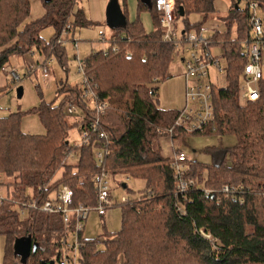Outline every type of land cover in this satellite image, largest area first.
<instances>
[{
  "label": "trees",
  "instance_id": "obj_1",
  "mask_svg": "<svg viewBox=\"0 0 264 264\" xmlns=\"http://www.w3.org/2000/svg\"><path fill=\"white\" fill-rule=\"evenodd\" d=\"M241 1H233L226 15L217 16L216 0H174L176 22L182 20L184 25L181 44L190 33L206 29L214 17L224 25L223 31H212L205 51L221 49L226 85L212 84L213 118L201 131L187 132L176 125L182 110L158 106V85L171 78L177 48L163 40L155 0L149 5L137 0V16L132 22L125 0L123 5L118 3L124 27L113 32L105 50L80 61L84 77L107 102L98 117V129L107 139H99L91 130L86 145L68 142L70 129L90 128L97 119L81 98V83L62 82L56 90L63 96L60 104L43 101L30 111L39 116L43 135L21 130L22 112L0 117V188L11 199L43 202L67 186L73 193L71 206L95 207L96 175L105 172L112 178L145 182L139 196L121 206L118 232H105L102 239H86L80 234L81 264H264V77L259 82L260 98L241 104L239 92L248 61L244 41L252 37L254 16L250 0H245L244 8ZM253 1L264 19V0ZM78 2L42 0L45 13L34 21L31 0H0V71L12 57H24L33 48L46 59L55 53L63 61L65 48L58 42L64 31L70 34L77 27L92 25L78 9ZM144 12L152 19L150 32L140 18ZM191 15L200 16L201 21L192 24ZM48 26L55 28V35L46 42L41 31ZM67 105L84 109L85 120L70 125ZM195 135H231L238 143L207 148L210 163L188 159L186 179L193 180V185L178 193L172 161L182 151L174 148L172 156L164 155L163 141L171 138L182 143ZM98 150L104 151L101 162L94 158ZM72 155L78 156L76 164L67 162ZM59 172L61 177L56 179ZM226 185L238 189L225 193ZM19 212L8 202L0 207V237L5 240L2 264H57L66 238L61 217L27 211V219L21 220ZM24 239L30 246L28 254L19 248Z\"/></svg>",
  "mask_w": 264,
  "mask_h": 264
},
{
  "label": "rangeland",
  "instance_id": "obj_2",
  "mask_svg": "<svg viewBox=\"0 0 264 264\" xmlns=\"http://www.w3.org/2000/svg\"><path fill=\"white\" fill-rule=\"evenodd\" d=\"M83 4L87 5V0H82ZM112 1V2H111ZM113 1L116 0H100L101 8L106 13V8ZM123 5L124 0H118ZM233 1L236 0H217L219 6L217 16L226 15L228 8ZM127 4L128 18L135 20L137 16V0H125ZM42 5V0H40ZM245 0H242L240 7H245ZM36 5H39L35 0H31L32 14L38 15L36 12ZM113 5V4H112ZM78 7V6H77ZM112 7V6H111ZM77 9V8H76ZM112 9H114L112 7ZM257 15L261 17L262 13L257 10ZM141 21L144 22L147 30L152 28L151 17L148 12L140 15ZM32 19V17H31ZM192 19V16H191ZM219 18L214 17L209 21H218ZM208 21V22H209ZM222 23V22H221ZM173 31H176L177 38L180 39L181 33L184 29L182 20H178L172 25ZM68 31V30H67ZM212 30H209L208 35ZM55 35V28L48 26L42 29L41 37L49 42ZM101 35L106 37V40L101 41ZM112 35V34H111ZM109 30L102 22L100 26H92L88 28L77 27L73 33L69 34L68 39L62 43L65 48V58L60 60L58 55L52 53L48 59L40 54L35 48L30 54L20 57L14 56L10 59L9 65L0 71V117L8 116L11 113L22 112L21 130L27 134L43 135L45 129L40 122L39 116L30 112L37 108L43 101L55 104H60L63 96L57 95V86L62 82H67L71 85L80 84L83 81V74L80 72V61L92 52L105 50L108 47V41L111 37ZM189 54L183 48L177 49L174 61L170 67V76L168 80L158 85V106L164 110H183L186 106V67L184 62L181 61L182 57L186 58ZM188 59V58H186ZM52 61L50 65L44 67L45 63ZM30 66H32L30 68ZM262 70L264 75V59L262 60ZM15 71L20 77L21 81L15 84L11 78V72ZM209 80L219 86L226 85V80L223 73L218 72L214 66L209 67ZM23 88L22 98L17 97V88ZM69 105L65 107V113L70 125L79 121V117L85 115L82 108L75 107L76 111L71 115L68 112ZM88 108L91 109L92 105L88 103ZM82 135L77 126L69 130L68 142L72 146H78L81 143ZM173 144V148L170 144ZM238 143V139L234 136L228 135L222 138L208 135H195L188 136L185 141L172 142L171 138L163 141V154L171 155L174 148H178L186 154L189 160L200 163H210L211 156L205 151L209 147L221 146L232 147ZM175 145V147H174ZM172 156V155H171ZM78 161L77 155H72L67 159L70 164H76ZM61 177V172L56 175V179ZM123 178L121 176L110 177L111 187V202L114 207L109 210L106 217H101L96 211H91L88 220L85 223L82 237L86 239H102L101 236L105 232H118L121 228V214L122 208L117 205L121 198L135 199L139 196L140 192L145 188V182L141 179H131L127 184L129 190L123 188ZM5 192V188H2ZM20 219L26 220L27 216L22 215L20 212ZM74 237H69L68 242L73 243ZM5 247V240L0 237V264L3 258V251ZM100 249L103 244L98 246ZM77 264L81 262L77 258ZM119 264H122L121 262Z\"/></svg>",
  "mask_w": 264,
  "mask_h": 264
},
{
  "label": "built area",
  "instance_id": "obj_3",
  "mask_svg": "<svg viewBox=\"0 0 264 264\" xmlns=\"http://www.w3.org/2000/svg\"><path fill=\"white\" fill-rule=\"evenodd\" d=\"M155 7L163 40L167 43H174L177 49L183 48L189 54L186 57L188 59L183 57L186 67V106L178 117L176 125L187 132L201 131L213 118V83L209 80V67L214 66L218 72L224 74L225 62L219 56L213 55L212 52L205 51V47L210 46L213 36V32L208 35L209 29L207 28L199 33H190L185 38V43L181 44L180 39L177 38L176 31L172 29V25L176 22L174 0H155ZM249 8L254 12V16L250 22L252 37L244 41V55L248 61L243 70L239 92L241 104L257 101L260 98L259 82L264 77L262 70V60L264 59V19L262 16L259 17L257 15V2L250 0ZM68 37L69 34L66 30L58 43L62 45ZM112 50L116 51L117 49L114 47ZM51 63L52 61L45 63L44 67H47ZM79 70L83 74V81L81 82L83 93L81 98L90 103L92 108L88 109L97 114L95 122L90 123L91 129L83 126L79 127L82 140L78 146H83L89 142L91 130L98 135L99 139H107V135L98 129V117L105 112L107 102L102 101L96 93V89L90 86L84 77V69L81 63ZM11 78L15 84L21 81V77L15 71L11 72ZM150 94L153 95V91H150ZM75 107V105H69V114L72 115L76 111ZM85 116L86 112L85 115L79 117L77 123L83 122ZM170 147L173 148L172 143ZM103 157V150H98L94 153V158L98 162H101ZM172 167L178 185V193H184L193 185V180L186 179L189 167L188 157L184 152L173 155ZM122 178L125 185L131 180L128 177ZM93 180L98 192V203L95 207H87L84 204L71 206L73 193L67 186L62 187L49 200L43 202H39L33 198L17 201L14 198H9L6 192H3V189L0 188V207L8 202L15 205L22 215H25L27 211H34L46 215L60 216L66 238L63 240L62 247L58 252L57 264H77V258L78 260L80 258L79 236L84 230L90 212L94 210L99 216L106 217L109 210L114 207V204L111 202L110 176L102 172L96 175ZM237 189V186L226 185L223 191L225 193H234ZM205 193L209 194L211 191L205 190ZM130 202L131 199L123 197L117 205L124 206ZM69 237H74L73 243L68 242Z\"/></svg>",
  "mask_w": 264,
  "mask_h": 264
},
{
  "label": "crops",
  "instance_id": "obj_4",
  "mask_svg": "<svg viewBox=\"0 0 264 264\" xmlns=\"http://www.w3.org/2000/svg\"><path fill=\"white\" fill-rule=\"evenodd\" d=\"M35 2L38 3L39 5H36V12H37L38 15H31V17H32V19L34 21L36 19L41 18L44 15V13H45V11L43 9V6L40 4V0H35ZM115 2L119 3L118 0H116ZM77 6H78V9H82L84 11L86 18L89 21L92 22V25L89 26V27H92V26H100V25H102V22H103L105 24L106 28L109 30L110 35L113 34V32L116 30V27L111 26L110 24L107 23V20H108L107 12H108V9H109V6H110L109 3H108V7L106 8L105 15H104V10L101 8V2H100V0H87V5L86 4L84 5L83 4V1L82 0H79ZM215 8H216V10L218 12L219 6L217 5V0L215 2ZM228 10H229V8H228ZM31 14H32V7H31ZM191 16H192V19H191ZM191 16H190V22L192 24L193 23H198V22L201 21V17L200 16H198V15H191ZM128 19L131 22L133 21L130 18H128ZM151 22H152V19H151ZM143 25H144V22H143ZM205 27L207 29H209V30H212V31H214V30L223 31L224 30L223 23L218 22V21H209V22H207V24L205 25ZM144 28H145V30L147 32H150V31L153 30V24H152V28L150 30H147V28L145 27V25H144ZM102 38H104V40H106V37L104 35H101V38H100L101 41H104V40H102ZM107 41H108V39H107ZM211 52L215 56H220L222 54V51H221L220 48H213ZM91 53H92V51H91ZM181 61L184 62L183 57H182ZM1 264H2V262H1Z\"/></svg>",
  "mask_w": 264,
  "mask_h": 264
},
{
  "label": "water",
  "instance_id": "obj_5",
  "mask_svg": "<svg viewBox=\"0 0 264 264\" xmlns=\"http://www.w3.org/2000/svg\"><path fill=\"white\" fill-rule=\"evenodd\" d=\"M48 1V0H47ZM143 3L145 4H150V1L151 0H141ZM113 4V5H112ZM114 9H112V7ZM107 17H108V20H107V23L110 24L111 26H114L117 28H121V27H124L125 25V20H124V17L122 16V13H121V10H120V7L118 5L117 2L113 1V3L110 4L109 6V9H108V12H107ZM180 16L183 17L184 16V12L183 10L181 9L180 10ZM23 96V88L22 87H18L17 88V97L18 98H22ZM125 187V186H123ZM22 244L21 246L19 247L20 250L22 251V253H26L28 254L29 250H30V246L27 242V240H23L21 241ZM49 264H55L54 261H51Z\"/></svg>",
  "mask_w": 264,
  "mask_h": 264
}]
</instances>
